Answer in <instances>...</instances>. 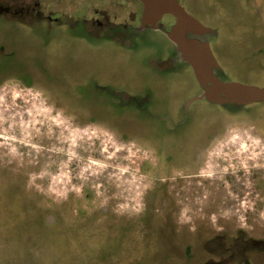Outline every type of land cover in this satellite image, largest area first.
I'll return each instance as SVG.
<instances>
[{
  "label": "rangeland",
  "instance_id": "rangeland-1",
  "mask_svg": "<svg viewBox=\"0 0 264 264\" xmlns=\"http://www.w3.org/2000/svg\"><path fill=\"white\" fill-rule=\"evenodd\" d=\"M177 2L221 80L264 87V0ZM95 7L126 15L0 0L17 77L0 82V264H264V101H208L166 30L101 27Z\"/></svg>",
  "mask_w": 264,
  "mask_h": 264
},
{
  "label": "water",
  "instance_id": "water-1",
  "mask_svg": "<svg viewBox=\"0 0 264 264\" xmlns=\"http://www.w3.org/2000/svg\"><path fill=\"white\" fill-rule=\"evenodd\" d=\"M148 1L150 2L148 9L150 7L155 10L154 20L166 13L175 17V22L167 31V35L175 44L182 59L192 68L195 79L203 89V96L208 101L236 105L264 101V87L224 81L214 73L213 68H218V65L208 41L200 38V35L208 33L210 29L189 15L177 0ZM154 20L151 24L155 23Z\"/></svg>",
  "mask_w": 264,
  "mask_h": 264
},
{
  "label": "flooded vegetation",
  "instance_id": "flooded-vegetation-1",
  "mask_svg": "<svg viewBox=\"0 0 264 264\" xmlns=\"http://www.w3.org/2000/svg\"><path fill=\"white\" fill-rule=\"evenodd\" d=\"M119 2V6L120 9L122 11L124 15V20L123 21H116V11L110 16L109 13L106 12L105 8H98L95 7L93 8L94 13L98 14L100 16V18L97 21V24L100 25L101 27H106L109 26L110 23L111 24H118V22H125V21H137V26L136 28L138 29H145V28H153V29H163L166 30V32L171 28V26L174 24L175 22V17L171 14H163L161 15L159 18H157L156 20H154L153 18H155V10L153 9H148V5H149V1L148 0H136L137 5H138V11L135 12L134 10L132 11H128L126 12L127 8L125 7V4L128 3V0H117ZM31 4V3H30ZM117 4V3H116ZM153 7V6H152ZM30 11V9H28V12ZM155 21L154 24H151L152 21ZM83 24L88 27L90 33L92 34H96V30L92 29V18L90 19H86V18H82ZM113 26V25H112ZM188 36H192L191 34H188ZM16 80L17 77L16 75L11 72H1L0 71V82L2 81H13ZM61 109V108H60ZM62 112H65L64 110H61ZM206 130V129H205ZM194 142L190 145V149L189 152H185L183 154V160L182 161H187L189 163V165L191 166H195V168H197L200 164L196 163V160L198 158V156H200L204 150L206 149V132H202V134L200 135V137L197 135L194 139ZM202 152V153H201ZM187 163V164H188ZM196 163V165H195ZM177 165V164H176ZM199 176V174H193L192 177H196ZM4 185V184H3ZM61 227V226H60ZM61 228L64 229H68L70 227H65L64 225H62Z\"/></svg>",
  "mask_w": 264,
  "mask_h": 264
}]
</instances>
